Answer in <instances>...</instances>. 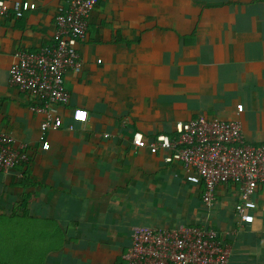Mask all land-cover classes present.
<instances>
[{
  "label": "crops",
  "instance_id": "1",
  "mask_svg": "<svg viewBox=\"0 0 264 264\" xmlns=\"http://www.w3.org/2000/svg\"><path fill=\"white\" fill-rule=\"evenodd\" d=\"M30 1L22 17H0V130L29 147L0 173V264H123L132 227L177 224L215 227L226 264H264V184L253 220L239 223L235 186H217L206 205L179 162L131 144L135 131L171 135L198 115L238 117L244 139L264 144V0H100L47 148L43 116L8 85L9 67L16 50L51 41L62 1ZM73 108L87 119L70 130Z\"/></svg>",
  "mask_w": 264,
  "mask_h": 264
},
{
  "label": "built area",
  "instance_id": "2",
  "mask_svg": "<svg viewBox=\"0 0 264 264\" xmlns=\"http://www.w3.org/2000/svg\"><path fill=\"white\" fill-rule=\"evenodd\" d=\"M61 1L53 18L51 41L37 49L16 50L9 67L8 85L27 96L31 112L43 116L39 125L42 148L48 147L43 133L64 125L55 107L68 104L65 76L80 69L76 45L86 36L88 18L100 0ZM34 9L36 4L30 0H0V17L11 11L18 18ZM241 110L242 105L237 104L236 114ZM86 119L85 109L73 108L65 127L71 130L74 123ZM131 144L147 147L152 153L163 151L166 163L179 162L186 181L202 186L201 200L206 205L213 203L217 186H235L234 211L239 223L253 220L254 196L264 184V144L244 139L238 117L198 115L178 121L171 135L158 133L146 139L135 131ZM28 151L26 142L0 130V173L7 174L26 162ZM229 254L227 241L215 227L177 224L132 227L122 258L123 264H226Z\"/></svg>",
  "mask_w": 264,
  "mask_h": 264
},
{
  "label": "snow or ice",
  "instance_id": "3",
  "mask_svg": "<svg viewBox=\"0 0 264 264\" xmlns=\"http://www.w3.org/2000/svg\"><path fill=\"white\" fill-rule=\"evenodd\" d=\"M83 117H84V114H83V113H81V114H80V118H81V119H83Z\"/></svg>",
  "mask_w": 264,
  "mask_h": 264
},
{
  "label": "trees",
  "instance_id": "4",
  "mask_svg": "<svg viewBox=\"0 0 264 264\" xmlns=\"http://www.w3.org/2000/svg\"><path fill=\"white\" fill-rule=\"evenodd\" d=\"M11 12V11H10ZM22 163V162H21Z\"/></svg>",
  "mask_w": 264,
  "mask_h": 264
}]
</instances>
